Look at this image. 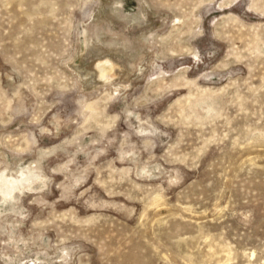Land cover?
Segmentation results:
<instances>
[{
    "label": "rangeland",
    "instance_id": "obj_1",
    "mask_svg": "<svg viewBox=\"0 0 264 264\" xmlns=\"http://www.w3.org/2000/svg\"><path fill=\"white\" fill-rule=\"evenodd\" d=\"M0 264H264V0H0Z\"/></svg>",
    "mask_w": 264,
    "mask_h": 264
}]
</instances>
